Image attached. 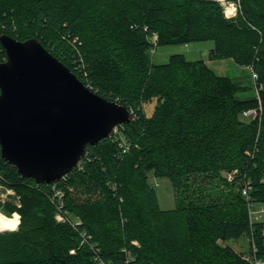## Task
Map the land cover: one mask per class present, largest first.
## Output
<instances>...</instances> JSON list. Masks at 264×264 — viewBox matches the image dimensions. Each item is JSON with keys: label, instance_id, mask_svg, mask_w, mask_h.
I'll return each mask as SVG.
<instances>
[{"label": "trees", "instance_id": "1", "mask_svg": "<svg viewBox=\"0 0 264 264\" xmlns=\"http://www.w3.org/2000/svg\"><path fill=\"white\" fill-rule=\"evenodd\" d=\"M236 1L227 17L218 0H0V35L38 39L134 112L53 184L20 176L0 154L2 184L28 207L17 230L0 231V264H251L219 241L244 235L264 259V223L250 224L241 191L250 180L252 200L264 203V0ZM154 33L158 45L212 41L209 59L253 67L261 113L242 118L257 98L239 97L241 84L203 59L153 62ZM151 175L171 180L174 208L160 207Z\"/></svg>", "mask_w": 264, "mask_h": 264}, {"label": "water", "instance_id": "2", "mask_svg": "<svg viewBox=\"0 0 264 264\" xmlns=\"http://www.w3.org/2000/svg\"><path fill=\"white\" fill-rule=\"evenodd\" d=\"M0 42V154L20 176L53 184L81 165L89 144L131 123L130 108L94 92L38 39Z\"/></svg>", "mask_w": 264, "mask_h": 264}, {"label": "rangeland", "instance_id": "3", "mask_svg": "<svg viewBox=\"0 0 264 264\" xmlns=\"http://www.w3.org/2000/svg\"><path fill=\"white\" fill-rule=\"evenodd\" d=\"M238 2V1H237ZM223 3V4H222ZM222 5L225 10H234L233 4H236L234 0H224ZM235 16V15H234ZM232 16V17H234ZM212 41L193 42L189 44L181 45H158L154 46V52H150L151 60L155 63L168 62L170 56L174 53H183L190 60L203 59L208 66L218 75L228 76L241 84V91L238 93L239 97L250 98L256 93L254 90V79L251 73L250 66H245L237 63L233 58L223 59H209V51L213 47ZM155 108V103L145 104L144 109L147 114L151 115ZM134 118V112L133 117ZM243 118V116H242ZM150 182L155 186L159 205L162 209H172L176 206L177 198L176 191L168 177H155L150 176ZM157 184V185H156ZM14 206L12 210L10 207ZM28 209L27 206L23 205L20 194H17L13 189L6 186L0 187V215L5 216L4 218L18 217L19 223L22 220L21 208ZM264 209V203L255 202L254 209ZM264 219V213H263ZM19 225V224H18ZM19 226L7 230H17ZM16 228V229H15ZM6 230V229H5ZM3 230V231H5ZM223 246L231 247L236 253L243 252L249 254L250 242L248 236L244 235L237 240L222 241L219 240Z\"/></svg>", "mask_w": 264, "mask_h": 264}, {"label": "built area", "instance_id": "4", "mask_svg": "<svg viewBox=\"0 0 264 264\" xmlns=\"http://www.w3.org/2000/svg\"><path fill=\"white\" fill-rule=\"evenodd\" d=\"M218 1H220L222 3V1H224V0H218ZM234 2L236 3V4H233V6L235 8L234 12H231V11L229 12V10H227V9L225 10V8H224V11H225V14H226L227 17H232V16L237 14V10L239 8V2H237L236 0H234ZM151 43H152V47L150 49V52H152V50L154 52L153 48H154V46L156 47L157 44H158V35L156 33H154L152 35ZM250 69H251V73H252V76H253V79H254V90H255V93H256L255 97L258 100V107L249 108V109H246V110L243 111L242 116H243L244 119H247V120H249L251 118H254V117H257V115L259 113H261L262 108H263V101H262L261 95H260L261 91L263 90V84L259 82V75L253 69V67H250ZM118 127H115L113 129V132H116ZM120 147L123 149V151H126V149H127V147H126V145L124 143H121ZM0 153H1V147H0ZM234 174H235V171L228 172V173H226V176L229 179H233ZM1 186H4V185L2 184L1 179H0V187ZM252 190H253V185L251 184L250 180L247 179L244 182L241 191H242V195L248 201V210H249L250 224L253 225L256 222H263L264 223V219H263L264 209L263 208H261V210L254 209V203L255 202L251 198ZM57 219L61 221L64 218H63V216L61 214H58L57 215ZM262 235L264 237V224H263V228H262ZM251 241H252V249H253V251H252V253L245 255L244 258L248 262H250L251 264H264V259L260 258L259 256L256 255L257 248H256V246L254 244V241H253L252 237H251Z\"/></svg>", "mask_w": 264, "mask_h": 264}, {"label": "bare ground", "instance_id": "5", "mask_svg": "<svg viewBox=\"0 0 264 264\" xmlns=\"http://www.w3.org/2000/svg\"><path fill=\"white\" fill-rule=\"evenodd\" d=\"M235 10V9H234ZM232 10L231 12H234ZM5 216L0 215V231L7 230V229H12L14 227H17L19 224V218L13 217V218H4Z\"/></svg>", "mask_w": 264, "mask_h": 264}]
</instances>
